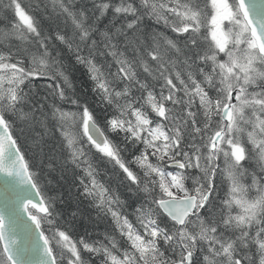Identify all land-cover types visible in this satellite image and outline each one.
<instances>
[{
    "label": "snow or ice",
    "instance_id": "1",
    "mask_svg": "<svg viewBox=\"0 0 264 264\" xmlns=\"http://www.w3.org/2000/svg\"><path fill=\"white\" fill-rule=\"evenodd\" d=\"M0 22V264H264V2L0 0Z\"/></svg>",
    "mask_w": 264,
    "mask_h": 264
},
{
    "label": "water",
    "instance_id": "2",
    "mask_svg": "<svg viewBox=\"0 0 264 264\" xmlns=\"http://www.w3.org/2000/svg\"><path fill=\"white\" fill-rule=\"evenodd\" d=\"M254 2L261 3V2H264V0H248V3L250 5ZM3 181H4V178L0 177V207L4 206V203L6 200H11L16 195V192L12 188L6 187ZM21 239H23V236H21Z\"/></svg>",
    "mask_w": 264,
    "mask_h": 264
},
{
    "label": "trees",
    "instance_id": "3",
    "mask_svg": "<svg viewBox=\"0 0 264 264\" xmlns=\"http://www.w3.org/2000/svg\"><path fill=\"white\" fill-rule=\"evenodd\" d=\"M25 2L27 3L28 0H25ZM0 26H3L2 22H0ZM85 80H86V77H84L81 72L77 71L74 73V83L76 84L78 89L81 86V82ZM53 179L55 180L56 177H53ZM66 188H67V185H63V189H66ZM93 218H94V214H93ZM93 226L96 227L97 231H103L106 227H108V221L102 219L98 221L96 225H88V227H93Z\"/></svg>",
    "mask_w": 264,
    "mask_h": 264
}]
</instances>
